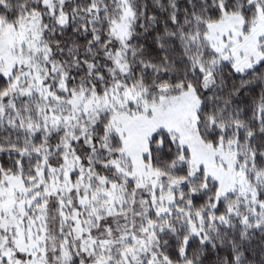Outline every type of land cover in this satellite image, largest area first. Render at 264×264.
I'll return each instance as SVG.
<instances>
[{"label":"snow or ice","instance_id":"obj_1","mask_svg":"<svg viewBox=\"0 0 264 264\" xmlns=\"http://www.w3.org/2000/svg\"><path fill=\"white\" fill-rule=\"evenodd\" d=\"M0 264H264V0H0Z\"/></svg>","mask_w":264,"mask_h":264}]
</instances>
